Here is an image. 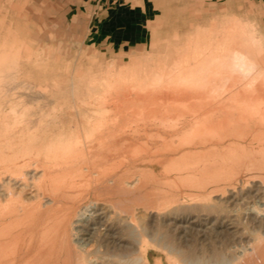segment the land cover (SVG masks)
<instances>
[{"label":"rangeland","instance_id":"obj_1","mask_svg":"<svg viewBox=\"0 0 264 264\" xmlns=\"http://www.w3.org/2000/svg\"><path fill=\"white\" fill-rule=\"evenodd\" d=\"M150 2L124 13L123 24L88 29L57 20L47 0H0V152L39 153L40 166L48 169V146L72 137L79 125L86 126L102 101L110 121L105 141L112 143L116 138L111 114L119 105L123 113L118 116L124 122L136 120L145 127L137 135L126 132L117 140L122 145L131 142L136 145L133 149L142 152L111 148L124 154L114 160L105 154L104 169L116 177L126 175V182L139 178L153 194L133 203L89 192L86 203H100L97 219L82 227L83 236H90L89 253L102 257L100 264L116 262L105 255L118 251L131 255L138 247L144 250L146 264H220V259L221 264H263L264 195L257 189L264 184L248 182L245 174L243 181L236 183L235 173L231 181L216 185H207L204 176L190 183L185 179V168V172L177 171L183 161L175 163L177 156L166 154L163 146L168 141L171 150H178L182 132L194 119L178 102L184 97L175 78L186 68L201 66L211 74V83L216 85L212 89L217 91L211 95L207 93L210 89L203 87L199 91L202 98L196 99L202 104L210 102V109L216 110L219 103L226 104L243 92L249 94L243 106L249 102L264 105L263 7L259 0ZM117 17L105 16L103 25H112ZM131 35L137 38L132 44L128 43ZM234 52L247 59L234 62ZM236 63L249 74L242 76ZM218 116L209 117L210 122L215 123ZM239 125L236 141L221 140V154L236 147L237 151L251 152L253 159L263 160L264 125L257 126L255 121ZM222 134L231 135L230 131ZM243 136L250 138L245 141ZM119 160L127 170L112 171V163ZM126 216L133 217L135 242L125 235L126 227L119 220ZM244 247H251L243 255L246 258L237 253ZM255 248L262 252L258 257Z\"/></svg>","mask_w":264,"mask_h":264},{"label":"bare ground","instance_id":"obj_2","mask_svg":"<svg viewBox=\"0 0 264 264\" xmlns=\"http://www.w3.org/2000/svg\"><path fill=\"white\" fill-rule=\"evenodd\" d=\"M232 42L236 44L234 41ZM213 51H211V53H213ZM214 52L216 53V51ZM223 57L225 58V56ZM203 63H205V61ZM200 67H193V69L186 68L175 78L181 83V93L184 97L182 100H177L178 102H182L186 114L192 115L194 119L189 128L183 131L182 136L179 138L178 145H180V151L179 149L176 151L171 150L169 148L171 144L167 141L163 144L167 149L165 153L176 155L177 157H174L175 163L183 161L182 164L179 163L183 167H178L179 165H176V167H178L177 171H184L185 168L187 173L185 179L190 183H194L196 177L201 178V176H204L207 185H216L223 181H231V175L235 173L234 180L236 183L242 182L243 174H245V176H247L245 180L248 182L250 181L253 184H264V158L260 161L255 158L254 160L250 154L251 152L248 154L245 153L246 151H237V149L235 150L236 147H234V151L232 150L229 154H221L220 148L222 139L227 138L233 141L238 139L236 130L239 123L255 121L257 126L258 123L264 125V105L258 106L256 103L249 102L246 106H243L244 104H242V102H245L249 97V94L244 92L231 97L229 101L226 102L227 105H221L219 103L220 101H218L219 106L216 110L209 108L211 107V105H209L210 102L204 104L199 103L201 101L197 102V97L198 99L202 98L199 96L201 88L205 87L210 89L207 91L209 94L217 91L215 88L214 90L212 89V87L216 85L211 83V74L205 68ZM259 84L261 85V83ZM146 91L148 93V90ZM170 99L167 100L171 101ZM105 103L106 102L102 101L98 105V109L92 111L93 115L88 120L86 126L79 125L78 128H76V134L61 142L53 141L52 145L48 146V152L46 154V161L49 163L48 169L40 166L41 159L39 153H23L22 150V154L20 155L14 154L8 150L0 152V264H100L99 261L103 260V258L100 256L93 257L88 251L90 236L85 238L83 236L84 234H82V227L84 225L86 226L90 221H95L98 216L97 213L100 211V203L97 201L86 203L87 194L92 192L96 197L106 195L117 199L123 197L129 199L133 203H138L140 200H143V198L145 199L153 194V191L149 190L150 186L146 183H142L139 178L126 182V175H120L119 173V177H116L113 176L114 174H109L110 171L108 172V170L104 169L107 163L105 154L109 153L113 160L118 158L117 156L120 158V156L124 154L118 149L114 150L111 148L119 147L126 150L131 149L132 152H142L140 151L142 149H133L136 145L133 147L132 144H130L131 142L122 145L117 138L125 135L126 132L137 135L138 132L145 127V123H139L136 122V120L130 121V119H127V121L124 122V120L118 116L120 113H123L121 111V106L116 105L114 106V110L112 109L114 114L113 112L111 114L113 116L112 124L114 126L113 135L116 139H114L112 143L107 144L105 139L106 136L109 135L108 131L110 127L106 125L108 123L106 115L108 114L106 112ZM244 107L247 109H244ZM152 108L154 107H151V109ZM132 109L133 107L130 112H132ZM151 109H149L150 112ZM158 112L159 110L155 113L156 117ZM183 113L182 111V114ZM132 114L134 116V113ZM214 114H220V116H218L220 118L215 121V123H211L209 117ZM123 122L126 123L125 127H123ZM176 127L177 126L174 128ZM228 131H230L231 135L226 134V136H223L222 133ZM248 137H244L243 139L246 141ZM258 141L259 140H257V142ZM247 145L249 144L247 143ZM227 147L228 150L229 147L231 150V145L228 144ZM51 148L53 150H51ZM181 148L183 149L181 150ZM202 155L205 156L199 157ZM155 165H157L156 162ZM111 166L114 167L112 168L114 172L115 170L119 172L127 170L124 165L121 164V160L117 163H112ZM244 166H246L245 170ZM98 168V171H94ZM202 180L204 181L203 178ZM57 186H59L58 189ZM257 191H261L264 195V187H258ZM27 192H29V195L26 194ZM142 194L144 196H141ZM118 202L120 203V201L116 203ZM162 209H164V207ZM119 220L126 227V230H124L125 235L135 242L134 232H136V226L133 217L126 216L125 219L121 217ZM69 227L70 232H68ZM136 243L139 245V240H137ZM259 246H257V248ZM250 248H241L242 250L237 253L239 256H243L247 250H251ZM256 250L259 253L261 249ZM251 253L253 254V252ZM260 253L257 257L260 256ZM105 256L114 259L116 262L113 264H146L144 250L141 249V247H138L137 251L131 255H125L118 251L116 254H108ZM249 256L255 257L252 255ZM244 258H246V256ZM260 261L262 262V258ZM222 262V259H220V264ZM262 263L264 264V262Z\"/></svg>","mask_w":264,"mask_h":264},{"label":"crops","instance_id":"obj_3","mask_svg":"<svg viewBox=\"0 0 264 264\" xmlns=\"http://www.w3.org/2000/svg\"><path fill=\"white\" fill-rule=\"evenodd\" d=\"M151 0H47L57 20L68 22L72 26L91 28L94 26H113L123 24L121 17L126 12L141 9L142 5L151 4ZM264 11V0H259ZM118 15L112 25L105 22V16ZM133 35V34H132ZM131 35V36H132ZM128 43L137 41L136 36ZM127 43V42H126Z\"/></svg>","mask_w":264,"mask_h":264},{"label":"clouds","instance_id":"obj_4","mask_svg":"<svg viewBox=\"0 0 264 264\" xmlns=\"http://www.w3.org/2000/svg\"><path fill=\"white\" fill-rule=\"evenodd\" d=\"M241 59H247V58L244 57L243 53H239V52L233 53L234 62L241 60ZM236 69L242 76H247L248 70L245 67L241 66L239 63H236Z\"/></svg>","mask_w":264,"mask_h":264}]
</instances>
